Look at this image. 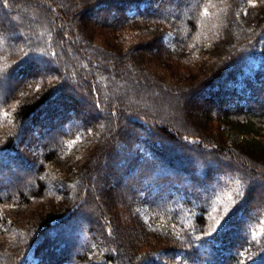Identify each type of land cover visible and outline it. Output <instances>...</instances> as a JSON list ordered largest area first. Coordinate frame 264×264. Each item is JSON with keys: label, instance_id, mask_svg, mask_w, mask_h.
I'll use <instances>...</instances> for the list:
<instances>
[{"label": "trees", "instance_id": "obj_1", "mask_svg": "<svg viewBox=\"0 0 264 264\" xmlns=\"http://www.w3.org/2000/svg\"><path fill=\"white\" fill-rule=\"evenodd\" d=\"M52 1L0 0V264H264V0ZM98 24L147 40L107 48ZM159 53L215 61L179 85L148 71ZM101 161L119 176L96 187Z\"/></svg>", "mask_w": 264, "mask_h": 264}, {"label": "rangeland", "instance_id": "obj_2", "mask_svg": "<svg viewBox=\"0 0 264 264\" xmlns=\"http://www.w3.org/2000/svg\"><path fill=\"white\" fill-rule=\"evenodd\" d=\"M50 1L53 2L52 0H50ZM54 4L58 5V2L57 3L55 2ZM139 26H141V25H139ZM109 28L110 27L100 26L98 24V26H96L94 28L95 34L92 37L91 41L95 42V43H100L107 48H111V46H113V47L116 46L119 49H121V51H124L126 46L131 41L144 42V40L146 39V36L138 35V37H137V35L135 36V34L131 33L128 30L125 32H123L124 31L123 30L121 33L115 34V32H112V30H110ZM80 33H81V31H80ZM82 35H84L86 38H89L88 35H86L85 33L84 34L82 33ZM117 35H119V36H117ZM116 37H118V38L122 37L123 40H120V38L116 40L115 39ZM146 58H147V61H146L147 63L149 61H151V63H152L151 66L150 65L146 66L148 71L153 72V73H157L159 75H165L166 76L164 78L165 80L170 81L172 83L177 82L179 85H184L190 81H193L192 78H195L196 80L199 79L204 73H206L209 69H211L212 66H214V61H215V59L213 60L211 57L206 55L205 57H202V59H199L197 62H193L192 64H189V65H188V61L185 60L186 58L182 59L183 62H181L179 65L175 66L176 68H174V67L172 68L173 63H171V61H170V62L166 63L167 67L164 68V62L166 59V55H162L161 53H159V54H157V56L154 59H151L152 57L151 58L146 57ZM127 61L130 62L131 64H134V61L132 58H128ZM159 75L156 77L159 78ZM3 87L5 88L4 85H2V88ZM143 92H144L143 94L145 96H147L148 98H152V96H154V94H155L151 90H148V89H144ZM87 100L88 99L84 98L83 106L85 108H88L87 103H86ZM171 100H172V98H170V97H165V98L160 97V98L156 99L155 101L157 104L159 102V103H168L169 105H172L174 102ZM179 109H180V107H179ZM167 113H169V114L171 113L173 115L174 112L169 110V112H167ZM214 127H215V125H214ZM5 129H8L7 123L0 127V133H1V131L5 130ZM223 134L225 137V144L228 146L235 145L236 143L241 142L243 137H244V136H242V134H240L238 132H233V131H225ZM98 146H99V143L94 144V142H91V144H82L81 146L76 148L77 150L74 152V154L72 156L73 158L71 157L72 159H70V160L75 161L76 166H79V165L83 164L84 162L88 161L90 153L93 152L92 149H96ZM76 154H77V156L74 157ZM58 164H60V166L65 169L67 167V164H68V159L67 160L58 159ZM100 166H103L102 172H101V170L98 171L97 178L94 179V182H95L94 186H96V187L98 186V183H99V182L97 183L98 178H99V180L101 179L102 182L106 181L108 183L109 181H111V178L113 176L114 177L119 176L118 172H114V174H111V173L108 174L106 172V170H108L109 167L110 168L114 167L115 166L114 164H112L110 162L105 163V161H101ZM97 170L98 169H94V170L90 171L89 175L91 176L92 179H93L94 173L97 172ZM114 191H115V194L117 195V199H119L118 198L119 196H124L122 193L123 191H122L121 185L119 188H115ZM228 195H229V190L226 187V189L222 190L221 195L218 196V199L221 200L220 203L224 202L223 200ZM53 202H54V200L50 199L48 197L43 198V199L34 200V201L24 205L23 207L21 206L19 208L10 210V214L12 216H14V219L16 221H18L20 224L23 223L24 225H26V223L29 224L34 219V217H36L41 211H44L47 208H49L51 206L50 204ZM99 205H100V198L97 197L96 195H93L92 201L90 202V208H92L91 211L94 213L95 212L94 208H96V206L99 207ZM115 205L120 212L126 211L123 208L122 203H119V201H116ZM121 220H122V223H126V219L124 216L121 217ZM123 238H126V235H124ZM1 242L2 241H0V243Z\"/></svg>", "mask_w": 264, "mask_h": 264}, {"label": "snow or ice", "instance_id": "obj_3", "mask_svg": "<svg viewBox=\"0 0 264 264\" xmlns=\"http://www.w3.org/2000/svg\"><path fill=\"white\" fill-rule=\"evenodd\" d=\"M228 211H229V209H225V218H226V216H227V213H228ZM217 225L219 226V227H223L224 226V222H223V220H221V221H217Z\"/></svg>", "mask_w": 264, "mask_h": 264}]
</instances>
